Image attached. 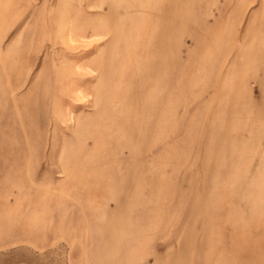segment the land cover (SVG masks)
Here are the masks:
<instances>
[{"label": "rangeland", "instance_id": "1", "mask_svg": "<svg viewBox=\"0 0 264 264\" xmlns=\"http://www.w3.org/2000/svg\"><path fill=\"white\" fill-rule=\"evenodd\" d=\"M0 264H264V0H0Z\"/></svg>", "mask_w": 264, "mask_h": 264}]
</instances>
